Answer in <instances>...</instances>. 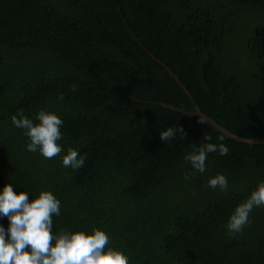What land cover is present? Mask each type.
Returning a JSON list of instances; mask_svg holds the SVG:
<instances>
[{
  "label": "trees",
  "instance_id": "obj_1",
  "mask_svg": "<svg viewBox=\"0 0 264 264\" xmlns=\"http://www.w3.org/2000/svg\"><path fill=\"white\" fill-rule=\"evenodd\" d=\"M202 1L0 0V190L11 183L30 200L52 191L62 203L55 233L105 230L130 264H264V207L235 238L227 231L264 181V146L162 106L195 113L158 61L207 117L264 140V24L248 29L240 19L264 14V0ZM242 35L247 65L225 57ZM42 109L64 122V151L52 159L28 152L11 123ZM170 126L184 136L163 142ZM206 143L230 152L209 154L206 172L185 181V155ZM70 148L86 157L79 170L63 166ZM218 173L226 192L207 187ZM0 223L7 228L6 217Z\"/></svg>",
  "mask_w": 264,
  "mask_h": 264
},
{
  "label": "clouds",
  "instance_id": "obj_2",
  "mask_svg": "<svg viewBox=\"0 0 264 264\" xmlns=\"http://www.w3.org/2000/svg\"><path fill=\"white\" fill-rule=\"evenodd\" d=\"M72 91H76L73 86ZM58 100L63 101L60 94ZM201 124L208 121L200 118ZM14 127L24 130L28 137L26 150L39 153L45 159H52L64 151L59 141L63 138L62 118L55 112L40 110L35 120L20 112L11 117ZM183 134L181 127H168L160 132L163 142H170L177 134ZM205 139L212 140L210 134ZM223 139L222 137L220 138ZM230 148L224 143H206L194 152L185 155L184 160L191 165V172L184 173V180L190 181L196 173L207 170L209 154L227 156ZM86 157L76 149H68L63 156L64 167L79 170L84 167ZM207 187L221 191L229 189L224 174H217L207 181ZM30 193L14 189L7 183L0 190V218H7V228L0 223V264H130V257L122 250L111 246V236L105 230L95 228L87 231H53V216L61 215V200L49 190H44L29 199ZM264 207V181L259 183L250 196L238 204L229 217L227 231L235 238L250 224V216L255 208Z\"/></svg>",
  "mask_w": 264,
  "mask_h": 264
},
{
  "label": "water",
  "instance_id": "obj_3",
  "mask_svg": "<svg viewBox=\"0 0 264 264\" xmlns=\"http://www.w3.org/2000/svg\"><path fill=\"white\" fill-rule=\"evenodd\" d=\"M158 62L167 70V72L169 73V75L178 82V84L181 86V88L183 89V91L186 93V95L193 102V104L195 105V113L194 114H191V113H188V112H185V111L176 109L174 107H169L167 105H162L163 107H165L167 109H171V110L176 111V112H180L185 117H192V118H196V117L201 118L202 117V118H204V119H206L208 121L207 124L210 125L212 128H214L215 130H217L219 133H221L222 135H224L228 139H231L233 141H236L237 143H240V144H243V145H249V146H264V140L252 141V140L243 139V138H241L239 136H236V135L230 133L229 131H227L226 129L222 128L220 125H218L215 121H213L212 119H210L209 117H207L199 109V107L196 105L193 97L189 94L188 90L181 83V81L173 74V72L167 66H165L163 63H161L160 61H158Z\"/></svg>",
  "mask_w": 264,
  "mask_h": 264
},
{
  "label": "rangeland",
  "instance_id": "obj_4",
  "mask_svg": "<svg viewBox=\"0 0 264 264\" xmlns=\"http://www.w3.org/2000/svg\"><path fill=\"white\" fill-rule=\"evenodd\" d=\"M207 0H203L202 3H206ZM263 18H264V14H260V15H252V16H245L242 15L240 19L243 20V25L246 27H248L251 25H259L261 26L262 24H264L263 22ZM244 37L242 35V37H238V38H232L228 44L230 47V50L228 52V54L226 53L225 57L227 60H231L233 62H238L241 63V65H247L248 60L247 57L244 53Z\"/></svg>",
  "mask_w": 264,
  "mask_h": 264
}]
</instances>
